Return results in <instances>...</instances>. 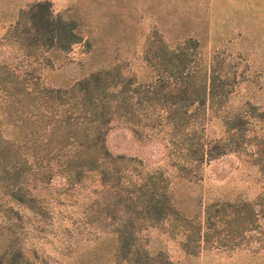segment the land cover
<instances>
[{"label":"rangeland","instance_id":"374dc122","mask_svg":"<svg viewBox=\"0 0 264 264\" xmlns=\"http://www.w3.org/2000/svg\"><path fill=\"white\" fill-rule=\"evenodd\" d=\"M33 1L0 0V60L15 65V75L33 70L30 77L55 88H68L98 69L118 79L113 91L126 90L132 113L109 122L105 146L112 154L138 160L142 175L160 173L188 219L201 221L206 203L255 201L264 194V0H48L52 16L70 22L77 38L66 48L38 49L3 38ZM163 49L166 56L187 52L189 66L203 65L226 81L224 100L205 109L200 131L205 145L218 134L220 115L246 118L239 150L204 156L191 170L198 177L194 181L178 178L184 170L179 151L183 124L172 125L165 107L144 98L162 83ZM202 118L198 108L191 122L198 125ZM51 177L48 184H38L19 176L9 186L24 198L30 194L31 208L0 187V253L20 251L21 264H114L111 218L97 213L92 203L95 176L87 174L68 188L61 175ZM262 218L245 233L247 244L233 248L200 246L188 252L180 244L186 230L170 219L141 230L137 239L150 253L162 251L169 264H264Z\"/></svg>","mask_w":264,"mask_h":264},{"label":"trees","instance_id":"16d2710c","mask_svg":"<svg viewBox=\"0 0 264 264\" xmlns=\"http://www.w3.org/2000/svg\"><path fill=\"white\" fill-rule=\"evenodd\" d=\"M3 38L38 49L66 48L77 37L70 22L52 16L48 0H36L20 10ZM159 53L164 77L144 98L165 107L166 118L172 125L183 124L179 151L183 162L180 169L184 170L178 178L194 181L198 177H192L197 175L191 170L204 156L211 159L239 150L246 118L240 113L220 115L216 118L218 134L205 145L208 141L200 139L205 109L224 100L226 81L203 65L189 66L185 51H173L166 56L163 49ZM16 68L0 60V187L2 190L6 187L14 200L31 208L30 194H26L30 198L27 199L9 187L15 186L19 176H30L35 183L48 184L57 173L63 178V188H68L79 184L85 175L93 174L96 183L91 190L95 195L92 203L97 213L108 216L112 222L114 264L118 261L169 264L162 251L150 253L145 243L137 239L141 230L162 220L170 219L173 225L186 230L180 244L188 252L200 246L233 248L247 244L245 233L256 227L258 217L264 221V194L257 195L255 201L206 203L201 221L188 219L175 206L169 181L160 173L142 175L136 169L138 160L112 154L104 143L109 122L132 112L127 103L130 95L125 89L113 91L119 81H113L114 77L109 79L107 70L90 72L68 88H55L30 77L33 70L22 73V77L15 75ZM165 86L172 87L161 92ZM180 105L183 109L178 110ZM191 106L197 109L188 110ZM198 108L203 110V118L197 125L191 118ZM133 171L137 176L132 177ZM256 206L261 213L259 208L256 211ZM18 254V250L12 255L3 251L0 264H21Z\"/></svg>","mask_w":264,"mask_h":264}]
</instances>
